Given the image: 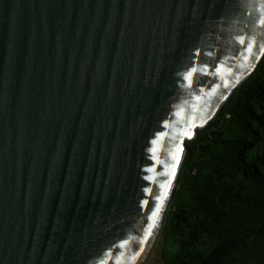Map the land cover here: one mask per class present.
Returning a JSON list of instances; mask_svg holds the SVG:
<instances>
[{"label":"water","instance_id":"obj_1","mask_svg":"<svg viewBox=\"0 0 264 264\" xmlns=\"http://www.w3.org/2000/svg\"><path fill=\"white\" fill-rule=\"evenodd\" d=\"M263 52L264 0H0V264H133Z\"/></svg>","mask_w":264,"mask_h":264},{"label":"trees","instance_id":"obj_2","mask_svg":"<svg viewBox=\"0 0 264 264\" xmlns=\"http://www.w3.org/2000/svg\"><path fill=\"white\" fill-rule=\"evenodd\" d=\"M155 239L160 264H264V52L185 141Z\"/></svg>","mask_w":264,"mask_h":264},{"label":"bare ground","instance_id":"obj_3","mask_svg":"<svg viewBox=\"0 0 264 264\" xmlns=\"http://www.w3.org/2000/svg\"><path fill=\"white\" fill-rule=\"evenodd\" d=\"M167 198L165 199V202L163 203V207H164V210H165V207H166V204H167ZM162 209L160 211V213L158 214L152 228H151V231L146 239V241L144 242V245L142 246V248L140 249V251L138 252L133 264H139L141 258L143 257V255L146 253L148 247L150 246V244L152 243V241L154 240V237L157 233V230L159 228V225H160V221H161V218H162Z\"/></svg>","mask_w":264,"mask_h":264},{"label":"rangeland","instance_id":"obj_4","mask_svg":"<svg viewBox=\"0 0 264 264\" xmlns=\"http://www.w3.org/2000/svg\"><path fill=\"white\" fill-rule=\"evenodd\" d=\"M155 237L146 253L141 258L139 264H160V246L158 242H155Z\"/></svg>","mask_w":264,"mask_h":264},{"label":"snow or ice","instance_id":"obj_5","mask_svg":"<svg viewBox=\"0 0 264 264\" xmlns=\"http://www.w3.org/2000/svg\"><path fill=\"white\" fill-rule=\"evenodd\" d=\"M153 215H155V213H153Z\"/></svg>","mask_w":264,"mask_h":264}]
</instances>
